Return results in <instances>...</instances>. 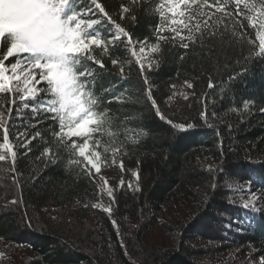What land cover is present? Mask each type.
<instances>
[{
	"label": "trees",
	"instance_id": "trees-1",
	"mask_svg": "<svg viewBox=\"0 0 264 264\" xmlns=\"http://www.w3.org/2000/svg\"><path fill=\"white\" fill-rule=\"evenodd\" d=\"M122 2L126 0H103L106 10L135 37L154 39L151 26L157 19L145 14L148 5L136 8L135 21L131 14L121 20ZM224 39L227 41V36ZM163 49L159 67L153 66L148 73L155 99L170 120L196 126L173 128L143 98L139 103L102 105L119 120L129 117L125 122L128 126L142 127L146 133L136 145L126 142L128 155L120 158L128 171L121 173L115 166L102 170L113 186L121 177L126 181L124 189L115 193L117 203L111 217L100 209L84 207L97 202L98 197L94 184L76 176L79 169L65 171L63 162L46 167L36 159L45 146L43 141H33L27 156L23 155L25 149L17 148L18 175L6 171L10 161L0 162V264H260L264 212L243 210L239 197L230 202L226 183L251 181L254 191L264 189V112L260 111L264 108V61L248 63L247 72L229 82L232 71L240 70L236 61L243 63L247 46L241 49L217 42L212 55L206 56L208 49L197 44L183 61L179 57L185 49L171 45ZM113 55L124 58L125 53L118 48ZM103 59L111 68L109 58ZM225 63L229 68L225 69ZM209 78L216 85L214 89L207 87ZM185 80L194 84L193 89L185 90L196 95L189 101L177 98L169 106L165 101L172 91L170 85L179 87ZM109 81L116 84L117 91L127 88L126 95L134 99L144 88L134 61L128 80L120 82L118 75L103 78L105 86ZM221 88L229 89L224 98ZM96 90L99 94V83ZM204 93H209L211 128L200 117L203 105L199 98ZM245 100L254 101L255 106L244 111ZM213 111L216 118H212ZM51 123L39 125L49 140L46 129ZM16 131L12 129L13 134ZM62 155L66 159V154ZM132 171H138L139 181ZM129 180L141 190H129ZM214 184L218 185L215 190ZM14 199L19 203H10ZM104 203H108L106 196ZM229 221L232 227H226ZM156 226L167 233L168 246L145 242Z\"/></svg>",
	"mask_w": 264,
	"mask_h": 264
},
{
	"label": "snow or ice",
	"instance_id": "snow-or-ice-1",
	"mask_svg": "<svg viewBox=\"0 0 264 264\" xmlns=\"http://www.w3.org/2000/svg\"><path fill=\"white\" fill-rule=\"evenodd\" d=\"M142 4L148 5L145 14L157 19L151 26L154 39L135 37L106 10L103 0H0V162L10 161L11 167L6 171L18 175L16 149H25L23 155L27 156L33 141H43L45 146L36 159L42 160L46 167L63 162L65 171L79 169L76 176H84L94 184L98 197L97 202L85 203L84 207L100 209L109 217L117 203L115 193L124 189L126 181L121 177L113 186L102 170L115 166L121 173L128 171L120 158L128 155L126 142L136 145L146 133L142 127L128 126L125 122L129 117L119 120L110 108L102 105L139 103L143 98L173 128L191 129L196 126L194 123L170 120L152 91L154 85L148 73L153 71V66L159 67L164 45L185 49L179 57L181 61L197 44L208 49L206 56L212 55L217 42L239 45L241 49L247 46L243 63L236 61L240 70L232 71L229 82L244 75L248 63L256 59L264 61V0H126L119 7L120 19L125 20L131 14L135 21V10ZM118 48L124 51V58L113 55ZM105 56L111 68L105 64ZM133 61L144 85L142 94L135 99L126 95L127 88L117 91L115 83L103 84V78L111 75H118L120 82L128 80ZM224 67L227 69L229 65L225 63ZM207 87H216L211 78ZM170 88L172 91L165 101L169 106L177 98L189 101L196 95L185 90L194 88L189 80L179 87L171 84ZM227 91L220 89L221 98ZM208 97L209 93H204L199 98L203 105L200 117L211 128ZM254 106L252 100L243 101L244 111ZM260 111L264 112V108ZM216 115L213 111L212 118ZM15 120L21 124L17 126ZM49 120L52 123L46 131L50 140L39 130V125ZM13 128H17L14 134ZM208 170L212 171L213 167L209 165ZM131 175L139 181L138 171H132ZM217 186L214 184L213 189ZM127 188L133 192L141 190L138 184L133 187L130 180ZM226 190L230 202L235 203L239 197V207L243 210L264 212V189L254 191L253 182L226 183ZM10 203L19 201L14 199ZM112 223L119 227L115 220ZM232 225L229 221L226 227ZM121 247L125 245L121 243ZM260 264H264V256L260 257Z\"/></svg>",
	"mask_w": 264,
	"mask_h": 264
},
{
	"label": "rangeland",
	"instance_id": "rangeland-1",
	"mask_svg": "<svg viewBox=\"0 0 264 264\" xmlns=\"http://www.w3.org/2000/svg\"><path fill=\"white\" fill-rule=\"evenodd\" d=\"M145 242L148 245L155 246H168L169 238L167 233L161 230L159 226H156L150 230V232L146 235ZM235 264V263H233Z\"/></svg>",
	"mask_w": 264,
	"mask_h": 264
}]
</instances>
